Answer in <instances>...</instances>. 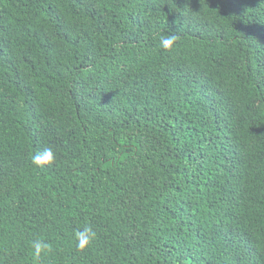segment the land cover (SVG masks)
I'll list each match as a JSON object with an SVG mask.
<instances>
[{
	"label": "trees",
	"instance_id": "1",
	"mask_svg": "<svg viewBox=\"0 0 264 264\" xmlns=\"http://www.w3.org/2000/svg\"><path fill=\"white\" fill-rule=\"evenodd\" d=\"M0 264H264V0H0Z\"/></svg>",
	"mask_w": 264,
	"mask_h": 264
},
{
	"label": "clouds",
	"instance_id": "2",
	"mask_svg": "<svg viewBox=\"0 0 264 264\" xmlns=\"http://www.w3.org/2000/svg\"><path fill=\"white\" fill-rule=\"evenodd\" d=\"M176 40L175 35H165L160 38V47L170 50L174 46ZM56 159V154L52 147H45L42 152H38L33 155L32 163L38 167H42L45 164L51 165ZM97 233L91 225L84 226L81 230L76 232V248L84 250L87 248L96 238ZM33 256L37 260L42 254L47 253L50 250V246L47 242L37 239L32 242Z\"/></svg>",
	"mask_w": 264,
	"mask_h": 264
}]
</instances>
